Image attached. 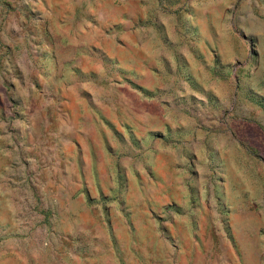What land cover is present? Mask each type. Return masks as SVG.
<instances>
[{"label": "rangeland", "instance_id": "obj_1", "mask_svg": "<svg viewBox=\"0 0 264 264\" xmlns=\"http://www.w3.org/2000/svg\"><path fill=\"white\" fill-rule=\"evenodd\" d=\"M0 264H264V0H0Z\"/></svg>", "mask_w": 264, "mask_h": 264}]
</instances>
